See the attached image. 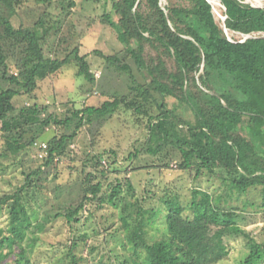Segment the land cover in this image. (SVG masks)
<instances>
[{
    "label": "trees",
    "instance_id": "1",
    "mask_svg": "<svg viewBox=\"0 0 264 264\" xmlns=\"http://www.w3.org/2000/svg\"><path fill=\"white\" fill-rule=\"evenodd\" d=\"M36 1L43 4L42 16L30 27L14 28L11 19L18 0H0V80L6 86L0 88L4 153L32 147L51 127L62 131L73 126L72 133H56L46 142L44 165L65 161L82 126H100L123 108L136 121L146 119L144 153L154 156L169 148L164 159L176 153L179 170L193 172L195 178H217L226 187V199L233 192L257 190L264 211L263 10L238 0H216L223 9L222 22L207 0H116L112 13L103 15V22L120 44L122 56L97 53L108 67L125 76L128 92L60 119L47 113L46 107L41 114L15 112L12 103L16 96L31 95L53 69L73 61L78 65L77 76L91 84L95 80L86 56L77 47L63 59L57 58L49 40L56 39L59 26L51 29L43 17H48L45 9L51 0ZM67 6L74 7V3L68 0ZM244 36L249 38L243 40ZM12 66L14 75L10 74ZM136 157L129 154L128 159ZM102 159L93 155L89 161L97 169ZM40 174L39 169L27 174L23 187L39 181ZM91 177L89 173L86 181ZM101 187L100 182L88 184L61 212L45 215L38 222H32L27 212L22 190L1 194L0 214L6 216V226L0 228V264H34V251L47 223L57 217L78 222L86 204L99 200ZM120 189V182L112 186L108 202L116 199ZM220 199L222 196L215 200L209 193L193 189L188 206L191 216H184L185 208L177 198L163 201L165 255L146 240L145 228L160 211L144 210L139 202L124 204L120 222L132 259L117 264H199L194 245L211 228L222 232L234 224L232 214L217 205ZM245 236L249 255L244 264H251L262 257L264 246ZM75 246L73 242L67 252L68 264H78Z\"/></svg>",
    "mask_w": 264,
    "mask_h": 264
},
{
    "label": "rangeland",
    "instance_id": "2",
    "mask_svg": "<svg viewBox=\"0 0 264 264\" xmlns=\"http://www.w3.org/2000/svg\"><path fill=\"white\" fill-rule=\"evenodd\" d=\"M71 1L74 7H68V0H64L62 9L61 0H51L45 9L48 17H43L51 29L59 26L56 39L49 40V43L55 47L59 60L77 47L79 54L85 55L90 64L94 83L77 76L78 65L73 61L53 69L31 95L14 97L15 112L41 114L42 108L46 107L47 113L63 119L76 109L99 107L112 96L128 92L125 76L108 67L97 53L122 56L120 44L103 22V15L112 13L116 0ZM218 4L213 11L219 18L223 9ZM42 5L36 0H18L16 15L11 19L13 27L32 26L42 16ZM127 62L131 64L129 60ZM10 74H15L13 66ZM3 87L6 86L0 80V88ZM72 131L73 126L62 131L51 127L36 142L38 145L13 149L8 153L3 152L0 141V195L22 190L32 222L61 212L77 199L81 188L88 184L100 182L102 185L99 200L86 204L78 222L69 223L63 217H57L47 223L34 251V264H68L66 255L73 242L76 243L73 253L78 264L130 261L132 251L127 243V233L121 228L120 216L124 204L134 202H139L144 210L160 211L158 217L145 228L146 240L165 255L163 201L177 198L185 208L184 216H191L188 206L193 189L207 192L215 200L222 196L217 205L231 213L234 222L222 232L211 228L206 237L194 245L192 250L199 264H244L249 255L245 235L264 246V211L259 207L258 191L250 190L245 194L233 192L226 199V187L217 178L205 175L195 178V173L179 170V155L176 153L164 159L163 153L169 148L165 147L162 153L154 156L144 153L147 138L145 118L136 121L130 111L119 108L100 126H82L69 147L70 157L67 160L45 166L44 159L39 158L38 146L46 144L56 133L70 134ZM129 154H137V157L128 159ZM93 155L103 158L97 169L89 161ZM37 169L41 173L39 181L24 188L25 176ZM89 173L92 177L86 181ZM117 182L121 183V189L110 203L107 195ZM35 184L38 185L35 187ZM5 218L4 214H0V228L6 226ZM251 264H264V254Z\"/></svg>",
    "mask_w": 264,
    "mask_h": 264
},
{
    "label": "water",
    "instance_id": "3",
    "mask_svg": "<svg viewBox=\"0 0 264 264\" xmlns=\"http://www.w3.org/2000/svg\"><path fill=\"white\" fill-rule=\"evenodd\" d=\"M161 1H163V0H161ZM212 1H216V0H212ZM212 1L207 0V2L210 4H212ZM238 1H240L242 4H245L249 8L261 9L264 11V0H242V1L238 0ZM249 3H251L252 5H250ZM224 20H225V17H221V21L223 22ZM225 33H227L226 30H225ZM245 38H249V36H245Z\"/></svg>",
    "mask_w": 264,
    "mask_h": 264
},
{
    "label": "built area",
    "instance_id": "4",
    "mask_svg": "<svg viewBox=\"0 0 264 264\" xmlns=\"http://www.w3.org/2000/svg\"><path fill=\"white\" fill-rule=\"evenodd\" d=\"M223 17V16H220V18ZM246 39L245 36L243 38V40ZM242 40V41H243ZM38 145V144H35V146ZM39 149H40V153H39V158H45L46 155H47V146L46 144H40L39 146Z\"/></svg>",
    "mask_w": 264,
    "mask_h": 264
},
{
    "label": "bare ground",
    "instance_id": "5",
    "mask_svg": "<svg viewBox=\"0 0 264 264\" xmlns=\"http://www.w3.org/2000/svg\"><path fill=\"white\" fill-rule=\"evenodd\" d=\"M210 1H212V0H210ZM212 5H213V7L219 6V4L216 1H212Z\"/></svg>",
    "mask_w": 264,
    "mask_h": 264
}]
</instances>
